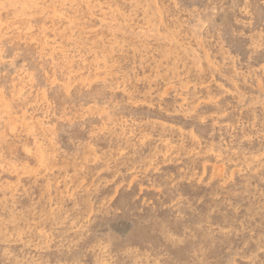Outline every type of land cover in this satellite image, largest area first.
Returning a JSON list of instances; mask_svg holds the SVG:
<instances>
[{
    "label": "rangeland",
    "instance_id": "obj_1",
    "mask_svg": "<svg viewBox=\"0 0 264 264\" xmlns=\"http://www.w3.org/2000/svg\"><path fill=\"white\" fill-rule=\"evenodd\" d=\"M0 264H264V0H0Z\"/></svg>",
    "mask_w": 264,
    "mask_h": 264
},
{
    "label": "bare ground",
    "instance_id": "obj_2",
    "mask_svg": "<svg viewBox=\"0 0 264 264\" xmlns=\"http://www.w3.org/2000/svg\"><path fill=\"white\" fill-rule=\"evenodd\" d=\"M12 5H13V4H12ZM15 5H16V4H15ZM15 5H14V6H15ZM17 7H18V6H17Z\"/></svg>",
    "mask_w": 264,
    "mask_h": 264
}]
</instances>
